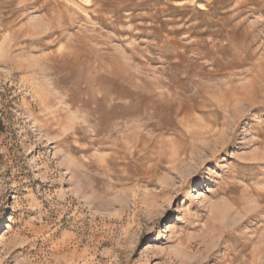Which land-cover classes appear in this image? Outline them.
<instances>
[{"label": "rangeland", "instance_id": "rangeland-1", "mask_svg": "<svg viewBox=\"0 0 264 264\" xmlns=\"http://www.w3.org/2000/svg\"><path fill=\"white\" fill-rule=\"evenodd\" d=\"M0 264H264V0H0Z\"/></svg>", "mask_w": 264, "mask_h": 264}]
</instances>
